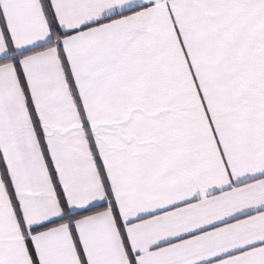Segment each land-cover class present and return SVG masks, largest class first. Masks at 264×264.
I'll use <instances>...</instances> for the list:
<instances>
[{
  "label": "snow or ice",
  "instance_id": "6c2138e0",
  "mask_svg": "<svg viewBox=\"0 0 264 264\" xmlns=\"http://www.w3.org/2000/svg\"><path fill=\"white\" fill-rule=\"evenodd\" d=\"M0 264H264V0H0Z\"/></svg>",
  "mask_w": 264,
  "mask_h": 264
}]
</instances>
